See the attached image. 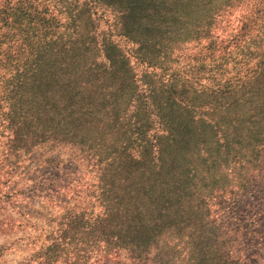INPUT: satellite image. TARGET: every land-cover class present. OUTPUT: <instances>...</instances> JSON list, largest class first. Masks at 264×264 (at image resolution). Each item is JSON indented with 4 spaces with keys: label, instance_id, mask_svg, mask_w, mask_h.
<instances>
[{
    "label": "rangeland",
    "instance_id": "obj_1",
    "mask_svg": "<svg viewBox=\"0 0 264 264\" xmlns=\"http://www.w3.org/2000/svg\"><path fill=\"white\" fill-rule=\"evenodd\" d=\"M6 14L18 23L1 20ZM92 18L99 19L96 26ZM22 29L38 42L36 48L55 40L69 46L86 37L87 59L75 75L96 90L90 93V123L72 134L64 129L78 108L77 99H67L72 66L53 53L56 45L48 54L29 48L30 40L23 48ZM0 30V264H25L47 250V264L56 258L58 264H196L207 242L195 239L185 223H197L196 206H208L213 223L225 226L235 259L264 264V0H0ZM171 36L179 45L177 58H157L163 69L151 66L143 77V68L135 77L138 85L113 60L116 43L124 39L127 48H140L151 61L156 41L168 55ZM216 37L234 41L224 54L213 47L216 54L229 67L242 62L243 74L252 78L235 93L215 92L189 107L167 91L179 78L172 73L181 72L198 51L208 53ZM35 78L53 83L55 101L36 95L30 88ZM35 110L51 121L36 120ZM128 154L134 159L145 154L147 170L130 186L135 199L128 206L159 208L153 217L165 225L140 258L135 256L142 248L131 254L129 248L106 245L97 253L86 243L80 257L75 235L82 234L81 212L113 206L110 198L119 194L106 184L120 179L113 173L101 178V166ZM180 154L199 174L188 184ZM200 185L202 199L194 196Z\"/></svg>",
    "mask_w": 264,
    "mask_h": 264
},
{
    "label": "trees",
    "instance_id": "obj_2",
    "mask_svg": "<svg viewBox=\"0 0 264 264\" xmlns=\"http://www.w3.org/2000/svg\"><path fill=\"white\" fill-rule=\"evenodd\" d=\"M8 1L9 0H4V3L6 4ZM110 4L111 3H107V5ZM92 9V14L95 15L98 13L95 7H92ZM7 19L14 22L9 23L12 26H14L15 22L18 23V18H9L7 14L1 18L3 21H6ZM70 19H73V16H71ZM92 20L95 21V23H92L94 26L99 23V19L92 18ZM18 25H20V22ZM20 32L23 34L25 33V36H22V39L19 42V44L22 43L23 48L26 47L27 42L30 40L29 48H31L32 45V50H40L38 53L48 54L52 51V47L56 45L58 47L53 53L55 55L62 54V57L67 61L66 63L70 67L72 66L73 71L69 76L66 92L68 94L67 99L70 101H73L74 99L78 100V103L75 102V106H78V108L69 114V119L66 121L64 129L68 130L72 134L75 129L78 130V128L90 123L89 119L92 109L88 107V105L90 102V93L91 91L94 92L96 87L94 85L95 88H93L94 83L92 84V82L88 83V85L84 82L80 83L75 75V70L83 62V57L86 56L84 51L85 49L83 47L86 42V37L78 38L76 42L70 44L69 46H66V43L62 40H55L49 47L36 48V44H38V42H34L32 37L28 36V34H26L28 32H25L24 29ZM130 35L131 32L129 30H125L124 38L129 39ZM98 38L99 36L97 35L93 37V40L96 41ZM127 39L116 43V51L113 54V60H115V62L119 61L123 64L128 78L132 79L136 85L138 84L135 77L138 73L142 72L141 70H143V68H147L142 75L143 77H147V75H149L148 73L149 70H151V66L156 69H163V66H161L157 58L167 57L168 59H171L173 54V59L177 58L176 51L179 45L176 44V42H173V36L168 38L169 41L174 43V47L170 52H168V55L165 54L160 41H156L154 44L156 52L153 54L155 59L153 61H151V57L148 58L146 55L141 54L140 48H127L125 46ZM5 42H7L6 39ZM239 42L241 41H236L235 44H238ZM75 43H77V45H74ZM233 44L234 41L225 42L222 39L220 41L218 37L213 38V41L209 45V48L211 49L208 53L198 51L200 53L197 52L195 55L188 57L189 62L180 68L181 72L176 71L172 73V75H177L179 78H175L178 80L170 84L167 91H171L172 93L179 95V100L184 101L189 107H191L194 101H206L208 98L212 97V95L215 96V92H219L217 97H222L227 93H235L247 84L249 85V80L252 78V75L243 74V63L239 62L234 64L233 67H229L226 64V60L222 58L224 53L233 50V48H231V46H234ZM213 47L222 48L223 54H216ZM93 48L96 51H100L102 60H104L106 64H110V58L104 53L100 46H94ZM85 58L87 59V56ZM188 64H191L192 67ZM84 73V75H87L86 71ZM38 74H40V69H38L37 75ZM33 82H36V84L31 85L30 88H34L37 96H44L48 100L53 101L57 99L58 95L54 92V85L52 82L42 81L41 78H35ZM21 90L22 89H20V92ZM188 95L191 97L190 100L188 99ZM73 104L74 102H70V105ZM34 114L36 120L42 119L43 121H51L49 116H44L37 110L34 111ZM73 116L75 117L70 119V117ZM26 120H28V118H25L22 123L25 124ZM22 123H18L16 125L22 126ZM130 123V120H128L127 125L130 126ZM56 135L59 134L56 133ZM61 135L67 136V134ZM127 149L128 145L125 144L123 147V154ZM144 153H146V148H144ZM180 157L184 159L183 154H180ZM145 159V154H143V156L139 159H134L128 154L114 160L110 165L105 163L101 166L99 172L101 178L107 179L108 174L113 173L118 179H120V182L110 180L109 184H106L109 188L112 186L116 188L119 191V194L116 197L110 198L113 202V206H99V209L97 210H94V208L98 206H92L91 208L84 210V212H81L82 214H80L81 217L78 222L77 229L80 230L82 234L75 235L77 245L80 248V252H77L78 256L81 257V243H86V245L92 246L93 250H97V253L106 250V245L114 248H129L132 251L131 254L142 248L135 256L140 258V256L145 253V248L148 242L158 235V227L165 225L161 223L158 226V218L153 217V214L157 212L159 208L152 211L151 206H128L129 201L135 199V195L131 192L130 186H133L139 178H142V176L145 175L147 171ZM181 168L188 176L183 180V184L189 183V177L196 178V176H199V174L195 172L192 163L187 162L185 159L184 162L181 163ZM176 179L178 178L175 177V180ZM201 190H204L203 186L200 185L196 187L194 196L198 195L202 199L203 193ZM118 196L121 198H118ZM196 207L199 208V212L196 214L198 215L197 223L195 220H188L185 222L186 224L191 225L190 234L195 235V239L196 235L197 237L203 236L204 241L207 238V242L204 246L200 245L202 253L200 254L201 257L196 264H249L245 261L247 260L246 258L238 260L231 255L229 251V242L225 234V226L222 225L221 222H219V224L213 223L215 220L213 218L211 220L207 215L208 206ZM151 218L153 220H151ZM219 225H221V228ZM87 248L88 247L86 246L84 251L87 250ZM33 257L34 258L31 261H28L25 264H47L51 260V250L37 253ZM57 261L58 259L56 258L52 261V263L58 264Z\"/></svg>",
    "mask_w": 264,
    "mask_h": 264
}]
</instances>
